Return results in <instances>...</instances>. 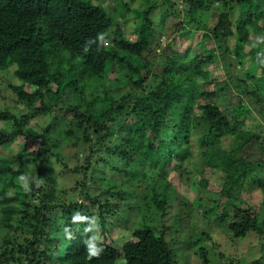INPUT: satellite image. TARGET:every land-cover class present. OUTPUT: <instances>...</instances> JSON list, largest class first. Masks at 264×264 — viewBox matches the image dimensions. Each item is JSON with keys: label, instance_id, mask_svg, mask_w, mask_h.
Masks as SVG:
<instances>
[{"label": "trees", "instance_id": "obj_1", "mask_svg": "<svg viewBox=\"0 0 264 264\" xmlns=\"http://www.w3.org/2000/svg\"><path fill=\"white\" fill-rule=\"evenodd\" d=\"M10 68L27 112L0 106V264H177L201 222L264 239V0H0Z\"/></svg>", "mask_w": 264, "mask_h": 264}, {"label": "rangeland", "instance_id": "obj_2", "mask_svg": "<svg viewBox=\"0 0 264 264\" xmlns=\"http://www.w3.org/2000/svg\"><path fill=\"white\" fill-rule=\"evenodd\" d=\"M129 1V0H128ZM135 7H143V4L141 1H137L134 3ZM179 7H182V4H178ZM155 11V12H154ZM153 11V19L157 23V18L159 14V10ZM132 22H134L132 20ZM130 28H132V23H130ZM161 43V49H165L167 44L171 41L167 36H161L160 38ZM259 40V39H258ZM107 41V40H106ZM108 42V43H107ZM104 43V45L110 44V41H107ZM235 44V41H231L230 47L233 48ZM257 42L254 44L256 45ZM232 64L235 65V62H232ZM215 74L218 73L219 76L229 79L230 76H234L238 72L235 71V68L230 67L226 62L220 61L216 63L215 65ZM14 69L10 68L8 71H1V75L3 76L4 84L9 83H15L18 84L19 79L13 76ZM214 86H211L209 88H213ZM13 97V93L8 87H0V106H4V103L13 106V111L18 113H26L27 109L21 105L17 104L16 100ZM6 98V100H4ZM255 117L248 116L245 119V123L247 126H253L254 128V122ZM45 119H42L40 122L44 123ZM253 124V125H252ZM252 128V129H253ZM22 146H28V143L22 141V139L19 141ZM37 148V147H35ZM15 153L18 152L17 149H13ZM57 165V164H56ZM194 175V174H193ZM191 176V174H190ZM69 181L70 178L65 177ZM62 180V178L60 179ZM59 180V184L63 185ZM182 184H188L190 187L189 192H182L179 188L178 191L181 192L184 196H186L189 200L194 201L197 196V181H195V177H193V181H189L188 177L185 176L182 179ZM194 184V185H193ZM187 186V185H186ZM254 195L252 198V201L254 200V204L260 203L262 199V193L258 189H253ZM179 208V207H178ZM171 211L176 212V209H170ZM170 211V214L167 215L168 217L164 220L160 219L158 224L163 226L170 224V226L173 224V220L171 218L172 212ZM213 216H216L215 214ZM261 216L260 218H262ZM263 219V218H262ZM261 219V220H262ZM210 222H213V220H210ZM219 224V223H218ZM218 224L212 223V224H204V222H201L200 224L187 226L192 231H198V232H211V229L215 228L217 229L216 233H211V239H206V237H203L197 241H195L194 236L188 231H184V233L179 238V241L176 244V253H177V264H229L231 260H238L241 262V264H250L255 258L260 257L262 254L261 245L264 244V239L259 238L257 235H252L251 239H246L239 242H234L229 238L228 233L222 229ZM174 227V226H172ZM184 228V226H183ZM113 234H115L119 239L118 243H122V238L120 236L122 235L121 230L117 229L113 231ZM197 234V233H196ZM201 248H204L206 255H207V263H204V259L201 256ZM125 262L123 259L118 260L116 264H124Z\"/></svg>", "mask_w": 264, "mask_h": 264}, {"label": "clouds", "instance_id": "obj_3", "mask_svg": "<svg viewBox=\"0 0 264 264\" xmlns=\"http://www.w3.org/2000/svg\"><path fill=\"white\" fill-rule=\"evenodd\" d=\"M85 51H87V49H85ZM20 179L23 181V180H25V177L21 176ZM23 187H24V190L25 191L28 190V186H27V183L26 182L23 184ZM88 251H89V257L88 258H91V256L99 255L101 249L96 248L93 244L89 243V245H88Z\"/></svg>", "mask_w": 264, "mask_h": 264}]
</instances>
